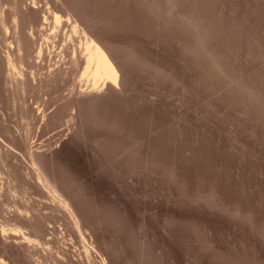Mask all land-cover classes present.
<instances>
[{
  "label": "rangeland",
  "instance_id": "374dc122",
  "mask_svg": "<svg viewBox=\"0 0 264 264\" xmlns=\"http://www.w3.org/2000/svg\"><path fill=\"white\" fill-rule=\"evenodd\" d=\"M3 2L10 32L0 25V57L14 39ZM36 2L77 19L122 73L118 85L79 88L53 49L61 43L42 62L26 48L34 72L24 69V85L0 65V227L29 231L16 209L31 208L50 235L29 246L0 231V256L88 262L73 216L22 179L31 143L99 250L96 264H264V0ZM26 107L33 114L23 118Z\"/></svg>",
  "mask_w": 264,
  "mask_h": 264
},
{
  "label": "bare ground",
  "instance_id": "6f19581e",
  "mask_svg": "<svg viewBox=\"0 0 264 264\" xmlns=\"http://www.w3.org/2000/svg\"><path fill=\"white\" fill-rule=\"evenodd\" d=\"M10 1H11V3L10 2H8V3H10V5H11L10 10L12 12L11 16H12V22L14 24V39L9 40L7 42L8 43L7 50L5 51L4 57H0L1 58L0 59V65L2 66L3 63H5V62L7 63V68H8L7 72H8V75L10 76L11 81H17V82H20L22 85H24L27 82L26 81L27 78L25 77L24 69H26V67H29V68H31V70H33L32 69L33 66H29V65L27 66V64L25 62V58L29 57V59H30V57H31V59H32L33 55L35 54L36 58L39 59V62H42L44 54L47 55L46 54L47 52L49 54L51 52L52 53L56 52V51H54L56 48L58 51H60V54L63 53V54H65L64 56H66L68 58V60H64L65 62L63 61V59H66V58L63 57V59H62L64 64L67 63L66 65H68V67H67L68 69L65 71L66 72L65 74L67 75V72L72 73V75H74L73 77L75 80L74 84L77 83V86L79 85V88L84 87V89L89 88V90L97 91V90H100L102 88H105L104 86H107L108 84H111V85H118L119 84V80L121 77L120 75L122 73V71H121L122 69L120 70V68L118 66L120 64L115 62L116 58L113 55H111V53L105 48V46H104L105 44L103 45L101 40L99 41L96 37L93 36V34L91 35L86 30L87 28L83 27L82 24L77 19H74L68 13H67L68 15H63L62 13L59 12L60 10L58 11V9L54 10L52 8L53 6L51 7V5H49V3H46L44 5V6L47 5L46 8L38 9L40 7V6L39 7L37 6L38 2H36V0H31L32 6L31 5L29 6V4L26 2L30 8L27 6L28 8L23 9V6H21V3L24 4V2H22V1L20 2L19 0H10ZM5 2H3V0H0V25L2 27L3 34H8L10 32V26L7 24L6 16H5V12H6L5 7L8 4ZM76 5H77V3H76ZM6 8H8V7H6ZM78 8H79V6H78ZM38 12L40 13L39 18L34 17V14H36V15L39 14ZM21 17H22V19H21ZM123 19L126 20L127 18H125V16H124ZM22 20H25V21H22ZM136 22L139 23V21H136ZM25 23H27L26 24L27 26L25 25ZM22 24H24V25H22ZM24 26H26V28L28 29V31L26 33H24V31H25L23 28ZM36 31H38V33L40 32L39 33L40 38H38V39L35 38L36 37L35 35L37 34ZM53 43H54V45L55 44L57 45V43H59V44L61 43L62 47L59 48L57 46L56 47L53 46L54 50L51 51L52 47L50 45L51 44L53 45ZM58 46H60V45H58ZM26 48H27V50L29 48H31L33 51V55H31V53H28L26 51ZM12 49H14V50H12ZM60 56L62 57V55H60ZM47 58H48V56H47ZM53 60H54V58H52V61ZM56 60H58V59H56ZM48 61H50V60H48ZM52 61L50 63H52ZM45 62H46V60H45ZM47 64H45V65H47ZM40 65H44V64H40ZM66 65H65V67H66ZM50 67H52V66H50ZM120 67H121V65H120ZM49 70H50V68H49ZM51 71H52V69H51ZM53 71H54V68H53ZM55 71H57V69ZM33 72H34V70H33ZM59 72H61V71H59ZM30 74H31V71H30ZM68 77H69V75H68ZM57 79H58V77H57ZM48 80H50V79L48 78ZM70 80H72V79H70ZM46 87H47V85H46ZM61 87H63V86H61ZM61 87H59L58 90ZM68 89H70V88H68ZM76 89H77V87H76ZM55 90L57 92V89H55ZM74 90H75V88L73 89V91ZM87 93H89V92H87ZM92 93H94V92H92ZM63 94H64V91H63ZM65 94H67V93H65ZM101 94H103V93H101ZM36 103H39V102H36ZM41 106H42V104H41ZM41 106L39 105V106H37V108L42 110ZM41 110H39V111H41ZM31 114H33V111H31L28 107L22 109L21 116L23 118H28L29 115H31ZM42 117H44V116H42ZM7 130L10 131V129H7ZM30 144H28V146L26 147L27 151H28L27 155L29 154L30 158H31V160L29 161L30 166L27 167L29 170L27 169L25 171V169H24L25 172L28 171L27 172L28 176L24 177L22 179L24 181H26V180L28 181L29 178L30 179L33 178L34 183H36L35 185L38 184V186L40 187V190L44 196L49 197L50 198L49 200H52L54 203L58 204V206H61L68 213H70L71 216H73L74 221H75V222L74 221L73 222L75 224L76 230H78V233H79L78 236H80L78 238H81V240L80 239L79 240L82 241V243L84 244L85 255L87 256L86 259L88 258L87 259L88 262L86 264H96V262H94V258H92V254H95L94 252L100 253L99 250L96 248V246L93 243L89 242L88 238L86 237L85 233L83 232V230L81 228L82 226L79 223V219L76 218V216H75V213H74V210L71 206L70 201L59 190L57 185H55L53 183V181L50 179V177H48L46 170H44L45 168L40 165V163L37 161V159L34 155L35 152L33 150V145L31 146ZM11 148H13L14 150L18 149V148L15 149V147L13 145L10 147V149ZM7 152H8V150H7ZM18 152H19V150H18ZM20 153H22V152L20 151ZM6 159H7V157H6ZM26 160H27V157H26ZM16 167H17V165H16ZM21 169H23V168H21ZM16 171H18V170H16ZM24 171H23V173L25 176L26 173ZM0 173H2V172L0 171ZM11 174L13 175L14 173L11 172ZM11 174L9 177H12V178H15L16 176H18V177L20 176V175L14 176L15 175L14 174L13 175L14 177H13ZM21 177H22V175H21ZM12 178H9V179H11V181H13ZM19 178H15V179L18 180ZM23 180H22V182H23ZM8 181H10V180H8ZM33 181H30L31 185L33 184ZM16 182L19 183V181H16ZM11 184H13V186H14V183L11 182L10 185ZM10 185L8 184V186H10ZM19 185H21V182ZM15 186H16V184H15ZM15 186H14V188H15ZM29 186L27 184V186H26L27 189ZM34 186L30 187V189L36 187V186L35 187ZM38 186L36 187V189L38 188ZM10 187H12V186H10ZM24 187H25V185H24ZM25 191L26 190H24V193L30 192V190H27L28 192L27 191L25 192ZM28 195L31 196L32 194H27V196ZM28 198H29V196H28ZM30 199H31V197H30ZM30 199H27V200L29 201ZM17 207H19V206H17ZM30 207H33V206L31 205ZM33 208H35V206ZM27 209H29V208H27ZM30 209L29 210H23V208L16 209L17 213L19 212L18 215H20V217H22L21 215H24L27 218V220L29 221V223H30L29 224V227H30L29 231H28L29 228H25L24 226L19 225L18 223H15V222H13L11 225L7 224V223L1 224L0 231L4 234V236H5V234L9 235V233L13 234L15 239L19 238V239H21L20 241L25 242L26 245H29V246H35V245H39V244L40 245L41 244H47V242L42 241V238L44 236L47 238L50 237V235L45 234V230H47L48 227L43 224L42 220L40 219V216H38L36 213H34ZM36 212H38L37 209H36ZM47 221H49V220H46V222ZM47 225L51 226V222H48ZM107 260L108 259H106L105 257H102V263L101 264H108ZM0 264H10V263L7 259L0 256Z\"/></svg>",
  "mask_w": 264,
  "mask_h": 264
}]
</instances>
